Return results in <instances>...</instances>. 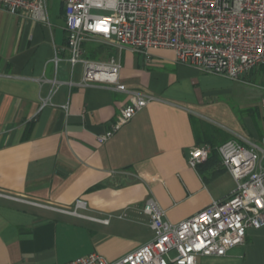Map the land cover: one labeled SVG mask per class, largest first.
Returning <instances> with one entry per match:
<instances>
[{"label":"crops","instance_id":"1","mask_svg":"<svg viewBox=\"0 0 264 264\" xmlns=\"http://www.w3.org/2000/svg\"><path fill=\"white\" fill-rule=\"evenodd\" d=\"M46 2L48 23L0 7V192L63 208L82 198L83 213L108 224L0 197V264H64L89 253L114 261L152 239L148 199L176 224L234 190L217 148L261 145L263 98L255 109H231L220 98L230 79L180 63L171 49L145 55L87 41L84 58L102 47L87 58L115 57L121 83L155 97L100 144L127 96L79 85L83 67L69 62L63 2ZM202 145L212 148L209 158L192 168L189 152ZM196 264H264V226Z\"/></svg>","mask_w":264,"mask_h":264},{"label":"built area","instance_id":"2","mask_svg":"<svg viewBox=\"0 0 264 264\" xmlns=\"http://www.w3.org/2000/svg\"><path fill=\"white\" fill-rule=\"evenodd\" d=\"M47 0H0L11 14L48 23ZM67 50L71 66L81 64L80 86L102 85L127 96L118 119L103 134L102 144L128 123L155 97L126 87L115 57L95 61L83 57L87 41L116 45L119 49L147 54L149 49H171L180 63L203 71L239 78L264 66V0H62ZM45 105V103H43ZM264 108V98L261 101ZM217 148L223 168L235 181L225 198L213 200L196 214L172 224L148 199L152 239L114 261L89 253L64 264H196L198 256H224L243 244L248 229L264 226V139L261 145L242 139ZM212 148L202 145L189 152L188 163L196 168L207 161ZM0 197L38 208L99 220L83 212L88 203L76 199L70 207H57L0 192Z\"/></svg>","mask_w":264,"mask_h":264},{"label":"rangeland","instance_id":"3","mask_svg":"<svg viewBox=\"0 0 264 264\" xmlns=\"http://www.w3.org/2000/svg\"><path fill=\"white\" fill-rule=\"evenodd\" d=\"M86 46L90 47L92 44L87 43ZM226 81L220 98L225 100L231 109H255L264 98V66L245 73L240 80Z\"/></svg>","mask_w":264,"mask_h":264},{"label":"trees","instance_id":"4","mask_svg":"<svg viewBox=\"0 0 264 264\" xmlns=\"http://www.w3.org/2000/svg\"><path fill=\"white\" fill-rule=\"evenodd\" d=\"M101 50H102V47H97V48L89 49L87 51V53L85 54V56H87V57H93V54L95 55L96 52H101Z\"/></svg>","mask_w":264,"mask_h":264}]
</instances>
